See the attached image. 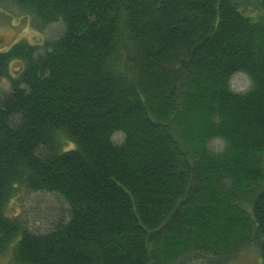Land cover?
<instances>
[{
    "label": "trees",
    "instance_id": "obj_1",
    "mask_svg": "<svg viewBox=\"0 0 264 264\" xmlns=\"http://www.w3.org/2000/svg\"><path fill=\"white\" fill-rule=\"evenodd\" d=\"M0 2L64 25L42 53L0 50L11 264L214 263L250 247L264 264V20L233 0ZM239 72L251 87L233 93ZM17 187L65 205L50 229L6 215Z\"/></svg>",
    "mask_w": 264,
    "mask_h": 264
},
{
    "label": "rangeland",
    "instance_id": "obj_2",
    "mask_svg": "<svg viewBox=\"0 0 264 264\" xmlns=\"http://www.w3.org/2000/svg\"><path fill=\"white\" fill-rule=\"evenodd\" d=\"M240 6V11L255 20H264V0H233ZM64 30L62 22L42 26L29 11L19 9L8 2H0V50H6L18 42H24L38 47L42 53L45 44L58 38ZM20 68V63L10 64V75L14 76ZM229 87L233 93H244L251 87V81L244 73H235L229 80ZM10 90L9 81L0 79V95ZM115 143L122 141L121 134L112 137ZM65 149H73L71 143H64ZM209 149L219 153L224 148L221 139H214L208 144ZM65 205L51 193L30 192L17 187L15 196L10 200L6 215L11 219H19L32 232L42 233L51 228L60 216ZM10 251V250H9ZM8 251L0 253V264H11ZM178 264H261L259 254L254 247L239 253L228 262H208L201 259H186Z\"/></svg>",
    "mask_w": 264,
    "mask_h": 264
}]
</instances>
